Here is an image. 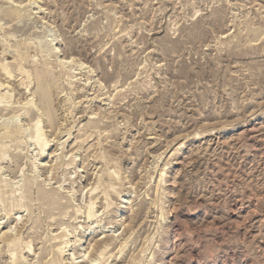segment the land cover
I'll use <instances>...</instances> for the list:
<instances>
[{
  "label": "rangeland",
  "instance_id": "rangeland-1",
  "mask_svg": "<svg viewBox=\"0 0 264 264\" xmlns=\"http://www.w3.org/2000/svg\"><path fill=\"white\" fill-rule=\"evenodd\" d=\"M0 27V63L31 73L46 60L51 88L44 111L35 82L25 90L16 72H0V145L10 149L0 177L10 187L37 177L65 215L50 225L36 190L22 193L29 211L14 209L24 225L12 234L31 243L20 264L52 262L62 231L72 246L63 264L95 261L99 251L79 255L77 240L108 167L127 178L115 188L137 215L132 230L110 224L115 205L106 210L98 195L88 239L110 226L115 236L100 264H264V0H0ZM28 100L34 111L20 116ZM39 115L48 146L32 173ZM16 196L0 206V229L16 223L5 215ZM6 250L1 241L0 264H11Z\"/></svg>",
  "mask_w": 264,
  "mask_h": 264
},
{
  "label": "bare ground",
  "instance_id": "bare-ground-1",
  "mask_svg": "<svg viewBox=\"0 0 264 264\" xmlns=\"http://www.w3.org/2000/svg\"><path fill=\"white\" fill-rule=\"evenodd\" d=\"M8 1V0H7ZM30 2V1H29ZM7 3H9V2H7ZM33 4V3H32ZM6 8V7H5ZM4 8V9H5ZM22 8V7H21ZM9 9V8H8ZM11 10V9H10ZM15 10V9H14ZM6 11V10H5ZM12 11V10H11ZM4 11H2V13H3ZM5 13V12H4ZM11 13H13L14 14V16H15V14H16V12H10V13H8V14H11ZM19 13V12H18ZM5 15V14H4ZM12 15V14H11ZM19 15V14H18ZM17 15V16H18ZM26 15H28V14H26ZM9 17H11L10 15H9ZM24 17V16H23ZM26 17V16H25ZM28 17V16H27ZM18 20V19H17ZM19 21V20H18ZM10 24V23H9ZM3 27V26H2ZM11 27V26H10ZM252 27V26H251ZM1 28V27H0ZM246 28H248V25H247V27ZM250 28V27H249ZM249 28H248V31H249ZM8 29V28H7ZM247 31V30H246ZM250 32V31H249ZM4 37V36H3ZM18 40V39H17ZM1 41V40H0ZM5 42H7V39L5 38V40H2L1 41V45L3 44V43H5ZM8 42H9V40H8ZM25 44V43H24ZM23 44V45H24ZM14 45V44H13ZM17 46V45H16ZM13 48H14V46H13ZM16 49V48H15ZM55 49V48H54ZM26 50V49H25ZM57 50V49H56ZM55 50V51H56ZM28 51V50H27ZM54 51V50H53ZM58 51H60V50H58ZM57 51V52H58ZM56 52V53H57ZM54 54V55H57V54ZM10 54V53H9ZM21 58L23 59V57L21 56ZM20 58V59H21ZM56 58V57H55ZM19 59V60H20ZM2 60V59H1ZM24 60V59H23ZM26 60V59H25ZM28 60V59H27ZM14 61H15V59H14ZM45 61V63H44V65H43V67L45 66L46 68H42L41 70L40 69H38V67H36V68H34L33 69V71L31 72V73H28L29 71H27V72H25L23 69H22V63L24 64V62H21V61H17V64H16V68H15V70L13 71V72H16L17 74H18V76H20V78H21V80H22V83H23V85H24V88H25V90H27L28 89V87L32 84V82H35V84H36V86H37V95H38V99H39V101H41V103H42V106H40V107H42V110H47L50 106H49V93H50V87H49V84H46V81H48V77L50 76V71H48L47 70V68H48V66H49V64L46 62V60H44ZM68 61V60H67ZM62 63V62H61ZM61 63H58L57 64V66L58 67H60L61 69H63V67H62V65L63 64H61ZM80 63V62H79ZM40 67H42V66H40ZM72 67V66H71ZM59 68V69H60ZM78 68H80V66L78 67ZM83 68V67H82ZM60 69V70H61ZM77 69V68H76ZM25 70H27V69H25ZM64 70V69H63ZM80 70V69H79ZM66 71V70H65ZM81 71V70H80ZM0 72H1V75L2 76H4V78L5 79H9L10 80V78L11 77H13L12 75H13V72H12V70L10 69V66L5 62V63H3V61H2V63H0ZM73 77V76H72ZM71 79V78H70ZM20 80V81H21ZM69 80V79H68ZM86 80V79H85ZM67 83H68V85H69V87L71 88L72 87V85H73V82L71 81V80H69V81H67ZM86 83V82H85ZM45 84L47 85V86H45ZM52 85V84H51ZM50 85V86H51ZM5 86V85H4ZM83 87V86H82ZM102 87V86H101ZM114 87V86H113ZM1 88V87H0ZM114 89V88H113ZM115 91V90H114ZM52 95V94H51ZM5 97V96H4ZM52 97V96H51ZM8 98V97H7ZM1 99H3V98H1ZM83 99V98H82ZM1 101V100H0ZM5 102V101H4ZM49 102V103H48ZM77 102V101H76ZM1 103V102H0ZM79 102H77V103H73V105L74 106H76L77 104H78ZM9 104V103H8ZM0 105H2V104H0ZM34 105L36 106V104L32 101V100H28V101H26V103H24V107L22 108V113L20 114V116L22 115V116H27L30 112H32V111H34ZM49 106V107H48ZM5 107V106H4ZM6 108V107H5ZM73 108H75V107H73ZM36 109V108H35ZM38 110H40V109H38ZM37 110V111H38ZM41 110V111H42ZM40 111V112H41ZM43 112V111H42ZM44 113V112H43ZM92 113V112H91ZM42 114V113H41ZM69 114V113H68ZM19 116V115H18ZM43 123V121H42V119H41V116L39 115L38 116V118H36V121L34 122L33 121V124L31 125V127L33 128V130H34V134H32V138H31V140H30V142L33 144V145H35V147H36V149H37V151L39 152V156L37 157L38 159H36V161H34L32 164H31V172L33 173V172H37L38 170H40V169H43L42 167L44 166V165H42V159L44 158V156H46V148H47V142H45V140H44V133L42 134V128H43V126H41V124ZM6 126V125H5ZM8 127H10V125L8 126ZM16 128V127H15ZM6 129V128H5ZM13 129V128H12ZM12 129H10V130H12ZM17 129V128H16ZM15 129V130H16ZM2 130H4V129H2ZM6 130H9L8 128L6 129ZM14 130V129H13ZM12 130V131H13ZM69 130V129H68ZM32 131V130H31ZM8 132H11V131H7L6 133H8ZM5 133V131H2V138L4 139V138H7L8 136H7V134ZM12 133V135H13V133H17V131L16 132H11ZM11 133H10V135H11ZM68 133V132H67ZM21 134V133H20ZM23 134V133H22ZM9 135V134H8ZM9 135V136H10ZM19 135V134H18ZM23 137L24 136H20V137H18V141H16V142H13V143H11V145L13 144V146L14 147H16L17 148V145L18 144H20V143H24V142H21L20 140H23ZM2 139V140H3ZM5 140V139H4ZM9 140V139H8ZM28 140V139H27ZM2 143V142H1ZM8 144V143H7ZM172 144V143H171ZM9 145V144H8ZM23 146V145H22ZM111 146V145H110ZM18 147H19V145H18ZM7 148H8V146L6 145V143H5V145H0V163H3V162H5V160H6V155H7V153H8V151H9V153H10V149L9 150H7ZM9 148H10V146H9ZM30 148V147H29ZM13 149V148H12ZM18 149V148H17ZM16 150V149H15ZM119 150V149H118ZM14 152V151H13ZM35 152H36V150H35ZM71 153V152H70ZM69 153V154H70ZM12 154V153H11ZM57 154V153H56ZM14 155V154H13ZM12 155V156H13ZM157 156V155H156ZM15 157H17V155H15ZM36 157V156H35ZM53 158L54 157V154L53 155H51L50 154V158ZM8 158V157H7ZM10 161V160H9ZM75 161H76V158L75 157H73V156H71L70 157V160H69V162H67V166L69 167V166H73L74 164H75ZM102 161H104V159L102 160ZM44 163V162H43ZM55 163V162H54ZM46 165V164H45ZM57 166H56V164L54 165V166H52L51 165V171L52 170H55V168H56ZM82 168V167H81ZM95 168H97V167H95ZM79 170V169H78ZM103 171V170H102ZM162 172V171H161ZM160 172V176H159V181H158V186H159V183L161 184V181H162V175H163V177H164V173H161ZM48 173V172H47ZM51 173V172H50ZM96 173V172H95ZM39 174V173H38ZM52 175V174H51ZM103 175L105 176V183L104 182H102L101 180V178H103ZM103 175H102V177L101 178H98V180H97V183H96V186L94 187V188H92L91 190H89V193H90V195H92V196H94L93 194H94V192H96V191H99L98 189L102 186L103 187V189L101 190V191H99V192H97L96 193V195L94 196V197H92L91 196V198L89 199V202H88V204H87V206H86V211L85 212H83L84 214H85V218H86V221H90L91 223H90V225L89 224H87V226L85 227V228H83V231H82V233H81V237L77 240L78 242H79V249H78V253H79V255L81 254V252H83L84 253V251H87L85 254L87 255H89V253H88V251H89V247H92V249H97L98 251H99V253L97 254V258L95 259V261L94 262H92V264H100V262H102V260L104 259L103 257H104V255H105V253H106V250L108 249V247L111 245L110 244V242H112V241H114L113 239H114V237L115 236H113L112 234L109 236V234L108 233H110L109 232V229L111 228V226H110V228H107V229H105V232H103V237L101 238V239H99V240H96L95 238H91L90 240L88 239L93 233H94V231L98 228V226H94V227H92V224L94 223V221H92L94 218H95V216L97 215H95L94 214V201L98 198V195L99 194H101L102 196H103V200H104V202H106V205H105V209L107 210V209H110V208H112L111 206L112 205H115V207H114V209H112L111 211V213L113 214V219L112 220H114V222L112 221V223H110V224H113V223H115L116 222V224H117V222H118V224H120V226H126L125 228H131V230H132V228L133 227H135V226H133L134 225V222H135V219H136V215H137V212H134L133 211V207H134V205H133V202L134 201H132L131 199H129V198H125L127 195H126V193H122V192H120L119 190H116V186L117 185H121V184H123V181L124 180H126L127 178H125L124 179V177L122 178L121 177V175L119 176V174L117 173V171H115V169L112 167V168H106V170L105 171H103ZM55 176V175H54ZM92 177V176H91ZM0 179H1V177H0ZM19 180H17L16 181V183L14 184V186H12V187H10V186H8L6 183H5V181L4 180H0V206H3V208L5 207H7L8 208V206H10L9 204H10V202H9V199H7V196H11V195H14V196H16L15 194L16 193H18L19 195H20V197L18 198L17 196V198H18V200L16 201V206H14V207H12V209H9V210H7L6 211V216H7V219H9V218H11V217H15V216H12V213H13V211H14V209H16L19 213H22V212H25V211H29V207H27L28 206V204H29V201L31 200V199H28V196L26 197L24 194V196L26 197H24V196H22V193H24V192H29L30 190H33V189H35L36 190V192L38 193V196L35 198V200L34 201H39V203H42V205L45 207V210H44V212H45V214L47 215V217L50 219V221L49 222H51V224L50 225H59L58 223H60V222H62L63 221V217H65V215H63L62 213H56L55 214V212L56 211H58V212H61V211H59V210H63L64 208H63V206H62V204H60L56 199H57V193H55V194H49V193H47V191H46V189L45 188H41L40 187V185L38 184L39 182L37 181V177H35V178H30V179H27L26 180V178H24V176H22V178L20 179V178H18ZM52 180V179H51ZM140 180V179H139ZM164 180V179H163ZM127 181V180H126ZM125 181V182H126ZM129 183V182H128ZM49 185V184H48ZM87 186V185H86ZM122 186V185H121ZM45 187V186H44ZM61 187V186H60ZM88 188V187H87ZM86 188V189H87ZM73 189V188H72ZM101 189V188H100ZM85 190V189H84ZM87 190V191H88ZM23 191V192H22ZM86 192V191H85ZM26 194V193H25ZM29 194V193H28ZM27 195V194H26ZM80 195V194H79ZM88 195V194H87ZM30 197V196H29ZM110 197H111V199H110ZM115 197V200L116 201H114L115 203H113V198ZM128 197V196H127ZM73 198V197H72ZM88 200V199H87ZM117 202H118V204H117ZM42 206V207H43ZM153 206V205H152ZM80 207V206H79ZM110 207V208H109ZM161 207V206H160ZM31 208V207H30ZM102 208V207H101ZM123 210L125 211V210H129V211H131V213L130 214H128L129 216L125 219L124 218V220H123V222H121L122 220V214L124 213L123 212ZM43 211V210H42ZM73 211V210H72ZM163 211V210H162ZM159 212V211H158ZM29 213V212H28ZM82 213V214H83ZM29 214H31V212L29 213ZM66 214V213H65ZM78 214H81L80 213V211L79 210H77L76 212H75V216H77ZM118 214H119V216H118ZM159 215V214H158ZM19 216V215H18ZM30 216V215H29ZM58 217L57 219H55L56 217ZM73 217V216H72ZM159 217V216H158ZM1 218H2V216H1ZM47 218V219H48ZM14 220H15V224L13 225V226H10V227H7V228H5V227H3V228H1L0 229V242L1 241H5L6 242V244H7V248H8V251H7V253H8V255H9V260L11 261L10 263L11 264H20V258H19V254H21L24 250H27L28 252L30 251V243L28 242H26L25 244H22V242L20 241V239L19 238H16L17 236H13V234H12V232L14 231V229H16L17 227H20V226H23L24 224V221H22V217H15L14 218ZM85 220V219H84ZM88 223V222H87ZM109 224V225H110ZM0 225H1V223H0ZM85 225V224H84ZM125 228H124V230H125ZM60 229V228H59ZM19 230V229H18ZM68 232V231H67ZM66 232V233H67ZM14 233V232H13ZM57 233V232H56ZM59 233V232H58ZM64 231H62L61 233H59L58 234V236H56V237H54V238H52L54 241H56V247L55 248H57V250H55V252L53 251V253H54V257H53V261L52 262H50L49 263V261H48V264H63V260L65 261V257L68 255V251L69 250H67V249H70L72 246H70L69 245V242H70V240H69V242H68V240H66L67 242H65L64 240V238H66V236H68L67 234H66ZM69 233V232H68ZM123 233V232H122ZM9 234H12V235H9ZM107 236H106V235ZM118 234V233H117ZM124 234V233H123ZM16 235V234H15ZM69 237V236H68ZM93 237V236H92ZM101 237V236H100ZM77 238V237H76ZM53 240L51 241V239H50V241L51 242H53ZM89 240V241H88ZM76 241V242H77ZM87 242H89L88 243V245H87V247H84V245L85 244H87ZM71 243V242H70ZM128 244V243H127ZM61 245H64V246H61ZM91 245V246H90ZM53 247V246H52ZM16 248V250H14ZM95 249V250H96ZM17 250H19V251H17ZM53 250H54V248H53ZM123 249H122V247L119 249V253L122 251ZM92 251V250H91ZM27 252V253H28ZM6 253V252H5ZM26 253V252H25ZM50 254V253H49ZM48 254V255H49ZM118 254V253H117ZM150 254V253H149ZM87 255V256H88ZM91 255V254H90ZM93 255V254H92ZM52 256V254L50 255V257ZM21 258H22V256H20ZM49 257V258H50ZM96 257V256H95ZM77 258V257H76ZM79 259H81V263L82 262H84V259H85V255H81V256H79L78 257ZM92 258V257H91ZM90 259V258H89ZM131 259V258H130ZM93 260V259H92ZM91 260V261H92ZM86 262V261H85ZM47 263V262H46ZM45 263V264H46ZM105 263V262H104ZM104 263H102V264H104ZM74 264V263H73Z\"/></svg>",
  "mask_w": 264,
  "mask_h": 264
}]
</instances>
